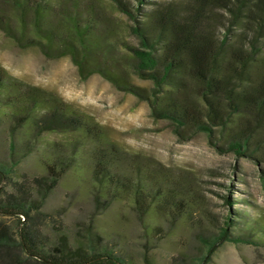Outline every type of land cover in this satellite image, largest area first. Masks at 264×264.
<instances>
[{
  "label": "trees",
  "instance_id": "trees-1",
  "mask_svg": "<svg viewBox=\"0 0 264 264\" xmlns=\"http://www.w3.org/2000/svg\"><path fill=\"white\" fill-rule=\"evenodd\" d=\"M143 3L0 0V30L46 58L69 56L82 80L99 74L146 100L151 116L179 134H219L226 150L264 158V0H172L148 9ZM222 12L241 30L231 34ZM0 137V264H136L127 253L99 244L91 231L70 241L61 217L56 221L44 209L69 173L89 184L96 206L129 201L139 215L195 220L199 201L187 177L122 148L94 117L1 64ZM28 159L39 171L22 169ZM224 200L232 206L230 196ZM251 221L216 225L200 236L206 253L183 262L209 264L225 242L264 239V220ZM240 224L245 233L230 231L241 230Z\"/></svg>",
  "mask_w": 264,
  "mask_h": 264
},
{
  "label": "rangeland",
  "instance_id": "rangeland-1",
  "mask_svg": "<svg viewBox=\"0 0 264 264\" xmlns=\"http://www.w3.org/2000/svg\"><path fill=\"white\" fill-rule=\"evenodd\" d=\"M131 1L134 6L138 4V0ZM166 1L172 0H145L141 6L148 9L155 2ZM222 14L231 34L241 30L230 25L227 13ZM220 31L224 32V28ZM123 36L135 42L127 31ZM0 64L14 76L57 92L77 111L94 117L119 146L155 161L174 175L187 177L196 192L199 205L193 211L195 222L190 223L171 217L139 215L129 201L109 207L96 206L89 184L69 173L47 198L44 209L56 221L61 217L70 241L91 231L99 244L127 253L136 264H185L183 261L195 259L198 253H206L200 236L212 234L216 225H225L229 219L245 222L250 218L251 223L254 219L264 220V158L261 156H238L226 150L219 134L212 138L205 133L190 137L179 134L168 121L151 116L146 100L116 89L99 74L82 80L69 56L46 58L39 48H23L2 30ZM133 81L144 87L151 85L138 78ZM47 138L63 137L49 134ZM3 147L0 137V154ZM22 169L31 173L39 171L34 159L24 161ZM226 196L231 197V207L224 200ZM3 220L13 226L17 224L15 217ZM239 226L241 230L230 228V231L234 234L247 231L243 224ZM255 238V243H223L209 264H264V239Z\"/></svg>",
  "mask_w": 264,
  "mask_h": 264
}]
</instances>
